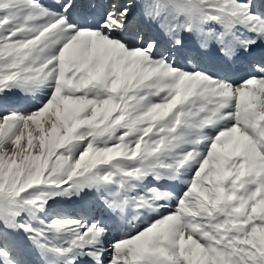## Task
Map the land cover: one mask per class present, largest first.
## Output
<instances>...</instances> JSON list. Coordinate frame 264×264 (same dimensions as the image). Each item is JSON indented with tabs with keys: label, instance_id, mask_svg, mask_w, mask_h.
I'll return each mask as SVG.
<instances>
[{
	"label": "snow or ice",
	"instance_id": "1",
	"mask_svg": "<svg viewBox=\"0 0 264 264\" xmlns=\"http://www.w3.org/2000/svg\"><path fill=\"white\" fill-rule=\"evenodd\" d=\"M0 264H264V0H0Z\"/></svg>",
	"mask_w": 264,
	"mask_h": 264
}]
</instances>
